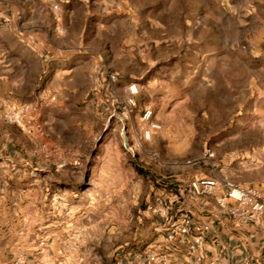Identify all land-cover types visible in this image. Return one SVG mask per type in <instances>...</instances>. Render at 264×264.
<instances>
[{
	"label": "rangeland",
	"instance_id": "obj_1",
	"mask_svg": "<svg viewBox=\"0 0 264 264\" xmlns=\"http://www.w3.org/2000/svg\"><path fill=\"white\" fill-rule=\"evenodd\" d=\"M112 1L78 39L101 70L82 71L94 83L76 98L54 96L52 70L41 84L0 87V220L19 206L20 221L14 255L0 245V264H138L165 229L148 208L196 178L264 197V9L253 0ZM107 72L119 75L113 86ZM131 82L137 109L121 123L112 101ZM145 108L161 126L148 142ZM125 141L139 144L133 154Z\"/></svg>",
	"mask_w": 264,
	"mask_h": 264
},
{
	"label": "crops",
	"instance_id": "obj_2",
	"mask_svg": "<svg viewBox=\"0 0 264 264\" xmlns=\"http://www.w3.org/2000/svg\"><path fill=\"white\" fill-rule=\"evenodd\" d=\"M112 3V0H0V87L7 91L23 87L29 77L41 84L52 70L58 87L54 96L59 101L76 98L80 87L94 83V78L82 71L101 70L99 60L79 46L78 39L84 36L96 9L109 13ZM253 4L264 9V0H253ZM55 5L58 10H53ZM216 196L183 198L173 204L175 209L181 207L191 213L199 224L210 226L203 244L204 257L217 254L227 264H264V217L256 224H237L226 209L216 204ZM18 208H5L0 220V245L11 247L10 259L14 255L13 233L20 225ZM159 221L154 220L152 225L159 226ZM155 243L158 250L165 247V232L160 233ZM177 257L171 258V264L175 261L192 264L183 256ZM6 263L10 264V260Z\"/></svg>",
	"mask_w": 264,
	"mask_h": 264
},
{
	"label": "built area",
	"instance_id": "obj_3",
	"mask_svg": "<svg viewBox=\"0 0 264 264\" xmlns=\"http://www.w3.org/2000/svg\"><path fill=\"white\" fill-rule=\"evenodd\" d=\"M53 10H58V6H53ZM6 23L7 20L2 21V24ZM106 78L110 86L119 81L117 73L107 72ZM139 93V85L131 82L126 87L124 97L111 96L113 97L114 110L110 117L125 123V120L137 109ZM51 100L53 101L55 98L52 97ZM140 122L143 124L141 131L143 141H150L154 134L161 129L160 124L154 120L151 109L145 108L141 112ZM136 147H139L138 143L124 142L125 151L130 154H133ZM217 192L219 193L216 196ZM206 196H216V204L220 208L226 209L237 224H256L264 217V197L258 190L234 183L226 178H196L188 183L185 193L178 192L168 198L166 196L156 198L154 205L148 208V211L163 224L167 244L160 250L152 248L145 258L139 260L138 264H171L170 260L174 258V252L177 249L183 251L182 256L189 259L192 264H227L217 254L208 258L203 255L204 239L210 226L199 224L191 213L181 207L175 209L173 206L175 201H181L183 198L194 200ZM15 264H22V262L18 261Z\"/></svg>",
	"mask_w": 264,
	"mask_h": 264
}]
</instances>
